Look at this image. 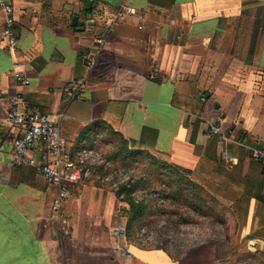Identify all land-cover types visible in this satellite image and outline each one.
<instances>
[{
	"label": "crops",
	"instance_id": "1",
	"mask_svg": "<svg viewBox=\"0 0 264 264\" xmlns=\"http://www.w3.org/2000/svg\"><path fill=\"white\" fill-rule=\"evenodd\" d=\"M92 1L88 11L85 0H0V264H224L212 243L177 256L144 227L118 239L130 203L117 194L126 188L117 172L135 184L145 160L228 208L264 262V165L251 156L264 149V0H129L134 15L109 35L93 11L113 14L123 0ZM1 3L13 8L14 56ZM15 61L25 88L11 77ZM78 81L81 100L69 93ZM17 94L60 123L73 155L92 149L108 162L60 210L36 169L11 165L6 108ZM213 122L228 141L209 136Z\"/></svg>",
	"mask_w": 264,
	"mask_h": 264
},
{
	"label": "built area",
	"instance_id": "2",
	"mask_svg": "<svg viewBox=\"0 0 264 264\" xmlns=\"http://www.w3.org/2000/svg\"><path fill=\"white\" fill-rule=\"evenodd\" d=\"M128 1L123 0L122 6L113 14L97 9L93 11V18L106 29V35H109L113 27L120 21L134 15L135 10ZM1 4L2 11L6 15L3 38L8 54L14 56L19 47V39L13 8L4 3ZM103 40L104 38H99L97 41L102 44ZM93 57L89 55L90 67L95 65ZM21 67V62L15 61L11 77L17 87L25 88L30 85V79L21 70ZM84 89V81H78L73 83L69 93L73 99L81 100ZM6 120L13 147L11 165L36 169L50 187L56 188L58 196L54 204L58 210L71 197L73 186L88 181L96 167L108 165V162H105L100 154L92 149H83L73 155L62 135L60 123L51 120L46 113L32 109L30 102L22 94H17L10 99L6 108ZM208 134L210 137H219L223 141H228L220 125L216 122L210 123ZM251 156L253 160L264 165V149L253 150ZM117 176L123 179V185H126L127 189L134 183V179L131 178V174L127 170H119ZM133 199L136 204L143 201L142 197L133 196ZM127 234L126 224L115 231L119 240L125 239ZM117 251L121 255L129 256L127 247H119Z\"/></svg>",
	"mask_w": 264,
	"mask_h": 264
},
{
	"label": "rangeland",
	"instance_id": "3",
	"mask_svg": "<svg viewBox=\"0 0 264 264\" xmlns=\"http://www.w3.org/2000/svg\"><path fill=\"white\" fill-rule=\"evenodd\" d=\"M144 162H147L144 163L146 167L143 166L145 169L141 170L137 180L148 177V187L146 185H143V189L137 187L136 183H139L136 180L133 185L136 187L131 196L142 197L141 203H146L152 213L149 214V218L133 221L130 210L121 209L120 214L121 211L124 212V215L128 214L124 219L127 228L131 224V231L128 233L137 232L144 227L141 233L145 236L148 234L150 243L154 245L157 243L177 256H182L196 246L212 243L222 250L224 264H264L259 256L258 248L252 244L254 241L251 238L246 239L240 234L239 225L236 224L228 208L192 185L189 187L198 195L195 205L200 208V211L189 207L187 203L180 200L175 201L170 208L171 202L165 199V192L170 193V190L172 192L174 189L172 185L170 189L166 175L160 176V173L164 174L167 170L164 168L160 169L161 171L156 170L159 168L156 164L146 160ZM181 177L185 178L182 174ZM186 185L185 188H189ZM166 186L169 191H166ZM117 194L119 198L124 196L128 199L129 193L123 188L118 190Z\"/></svg>",
	"mask_w": 264,
	"mask_h": 264
},
{
	"label": "trees",
	"instance_id": "4",
	"mask_svg": "<svg viewBox=\"0 0 264 264\" xmlns=\"http://www.w3.org/2000/svg\"><path fill=\"white\" fill-rule=\"evenodd\" d=\"M164 168H166L167 172L162 174V175L167 176L166 180H168V182H169L168 185H169L170 189H171V185L174 189V190H172V192L170 190V193L165 192L166 193L165 199L167 201L171 202L169 207L171 208L172 204H174L175 201L180 200V201L187 203V205L189 207L194 208L197 211H200V208L197 205H195L196 200H198V195L194 192V190H192V188H190L191 185L194 186V184H190L186 178L181 177V173L177 169L169 168L166 166ZM159 171H160V169H159ZM160 176H161V173H160ZM148 180H149V178L146 177L144 182H146V184H149ZM162 180H164V179H162ZM141 184H145V183H141ZM185 184H187L186 186H188V187L190 185V187L185 188ZM133 185H135V184H133ZM133 185L128 190H127V188H123L124 191H127L129 193L127 198H128L129 203H130V214H131L132 218H136V219L141 218V220H144L147 217L149 218V214L152 212L150 211L149 206L146 203H144V202L140 203V204L135 203L131 194H133L135 187L140 185V184L136 183L135 187ZM146 187H148V186H146ZM166 191H169L167 186H166ZM189 196H191L192 198H190Z\"/></svg>",
	"mask_w": 264,
	"mask_h": 264
},
{
	"label": "water",
	"instance_id": "5",
	"mask_svg": "<svg viewBox=\"0 0 264 264\" xmlns=\"http://www.w3.org/2000/svg\"><path fill=\"white\" fill-rule=\"evenodd\" d=\"M86 4H87V10L91 11L93 9V1L92 0H85ZM88 18L91 20L92 16L88 15ZM77 21H78V17H74L73 18V26L77 25Z\"/></svg>",
	"mask_w": 264,
	"mask_h": 264
}]
</instances>
